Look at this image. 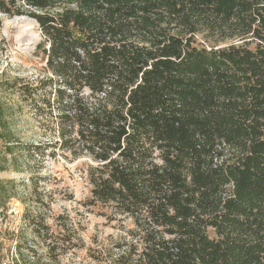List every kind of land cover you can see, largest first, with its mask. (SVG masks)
Listing matches in <instances>:
<instances>
[{"label":"trees","instance_id":"obj_1","mask_svg":"<svg viewBox=\"0 0 264 264\" xmlns=\"http://www.w3.org/2000/svg\"><path fill=\"white\" fill-rule=\"evenodd\" d=\"M0 12L31 17L48 44L50 76L15 87L50 117V156L92 160L87 203L126 231L113 264H264V0H0ZM0 138V171L45 153L16 140L2 105ZM16 183L0 177V212ZM58 219V232L32 226L45 254L17 245L9 264H56L72 241Z\"/></svg>","mask_w":264,"mask_h":264},{"label":"rangeland","instance_id":"obj_2","mask_svg":"<svg viewBox=\"0 0 264 264\" xmlns=\"http://www.w3.org/2000/svg\"><path fill=\"white\" fill-rule=\"evenodd\" d=\"M47 48L37 21L26 15L9 16L0 12V105L16 140L30 147L41 144L45 150L43 156L35 154L33 159L17 153V161H2L7 169L0 171V177L16 180L19 193L8 209L0 212L3 264H9L15 256L17 245H32L38 254H45V245L40 238H35L32 226L44 219L58 232V216L66 223V232L72 241L64 252L61 248L63 253L56 264H113L112 259L122 250L119 246L126 240V231L121 220L107 217L110 208L101 203H87L91 197L88 169L92 160L72 158L61 151L50 156V117L38 115L23 99L19 87H15L20 81L27 84L50 76ZM5 147L0 138V159ZM31 175L41 178L35 191L40 201L31 192Z\"/></svg>","mask_w":264,"mask_h":264}]
</instances>
